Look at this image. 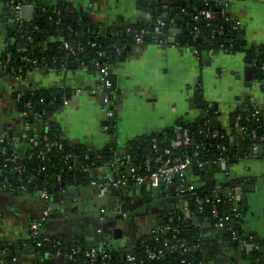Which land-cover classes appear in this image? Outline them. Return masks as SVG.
Here are the masks:
<instances>
[{
    "label": "crops",
    "instance_id": "0c3cea01",
    "mask_svg": "<svg viewBox=\"0 0 264 264\" xmlns=\"http://www.w3.org/2000/svg\"><path fill=\"white\" fill-rule=\"evenodd\" d=\"M143 1L27 0L23 5L32 6L34 10L26 11L25 17H22L31 20L40 9L61 4L69 13L84 14L91 22L116 28L122 23H132L141 18L149 19L158 0H146L151 3L150 6L147 5V11L142 8ZM229 13L240 18L244 38L249 44H264V23H260V17L264 15V0H232ZM11 23L12 7L5 0H0V56L6 48L7 27ZM181 26L180 20L174 21L173 28L167 35L169 44H158L156 41L142 44L134 42L129 45L128 54L123 60L112 63L111 72L116 78V97L119 101L113 125H101L107 117L103 110L105 102L101 104L99 98L102 91L96 90L97 70L82 69L76 61H70L57 70L37 67L19 78L4 75L0 69V134L23 131L25 126L15 106V94L39 88H49L55 94L76 88L85 90L84 94L72 98L69 104L60 106L50 119L60 127L62 135L70 143H83L91 151L103 148L112 140L117 141L118 148L124 146L127 140L136 137L143 143L142 136L167 128L178 118L193 120L202 116L203 102L217 105L220 124L229 133L231 126H234L231 117L239 109L241 99L248 97L252 103L260 102L259 82L252 79L249 85L246 84L245 63H232V58L227 54L216 55L209 60L206 53L208 62L201 66L196 61L197 58H193L192 49L172 44L177 36L172 30H179ZM240 69L242 74L239 73ZM208 70L212 74L217 70L220 75L222 72L230 73L236 80V88L231 86V93L226 100L206 92L201 73L207 74ZM214 80L218 82V79ZM90 90L96 92L90 93ZM59 112L60 116L55 117ZM33 127L40 129L41 125L35 123ZM233 134L234 132L230 135L232 138ZM248 148L245 149L246 155L229 163L227 176L220 172H211L194 176L192 181L201 187L213 183L219 187L224 185V191L230 190L227 183L229 179L239 184L237 195L240 199H237V206L242 210L241 230L244 235L258 240L254 245L250 244L252 250H258L259 257H252L245 252L244 246L230 248L215 242H205L202 249L204 264H264V158L257 156L253 149L249 152ZM106 171L108 173L109 170ZM106 171L104 170L105 174ZM162 189L140 191L139 187L126 186L117 189V194L113 193V189L108 194L99 196L97 186L75 181L46 204L49 213L40 226L39 235H61L65 245H69L75 236H81L92 245L105 243L115 249H125L133 244L136 237L155 228L164 216L178 209V199L170 189L168 191L173 198L168 199L167 204L152 202V193ZM132 191H136L138 195ZM145 192L150 194L146 200L143 199ZM125 195H128L127 198L133 196L128 200L132 206L143 202L153 207L152 211L139 204L138 215L115 214L120 212V202ZM97 199L99 202H96ZM44 206L45 203L30 192L17 196L0 192V240L8 247H16L19 238L27 235L29 222L39 218ZM92 206H97V209ZM147 214H150L148 218ZM119 217L130 218L132 228L133 224L137 227L136 233L131 232L124 238L122 227L118 224ZM118 228L120 232H115ZM49 257L47 264H66L62 254ZM36 260L38 256L34 250L25 246L21 249L17 264H35Z\"/></svg>",
    "mask_w": 264,
    "mask_h": 264
},
{
    "label": "trees",
    "instance_id": "16d2710c",
    "mask_svg": "<svg viewBox=\"0 0 264 264\" xmlns=\"http://www.w3.org/2000/svg\"><path fill=\"white\" fill-rule=\"evenodd\" d=\"M5 1L8 3L10 0ZM17 1L21 4L27 2V0H14V2ZM52 6H55V12L49 10ZM52 6L42 11L40 9L31 20H24L22 24L12 21L11 25L7 27L6 48L0 56L3 65H5L2 68L4 75L17 77L18 74H24L28 69L37 67L57 70L63 61L68 63L75 61L74 57L82 61L87 69L97 70L95 63L98 62L100 65H107L108 71L112 73V63L116 60H123L128 54L129 45L134 43V30L147 28L150 31L145 36L143 43L161 40L163 41L162 44H169L167 35L173 28L175 20H180L182 32L175 37L172 44L196 50L200 65L201 52L207 51L209 48L214 49L215 52L222 51L226 54L242 52L244 63L249 64L254 63V60L264 53V44H249L244 38L243 30H236L232 27L229 13L222 12V6L217 0H168L165 4L158 0L153 6V14L149 19L141 18L132 23H122L116 28L91 22L84 14L69 13L61 4ZM206 8L213 13V17L210 19L198 14L200 10ZM194 15H197L196 20L192 18ZM157 18L164 22L163 33L159 35L152 32L153 23ZM126 28L130 30L126 31ZM194 30L198 31L196 36L192 35ZM29 36L31 37L30 40L27 39ZM61 39L70 43L75 54H71L69 50L62 47ZM116 48L121 50L120 54H117ZM7 54H9L8 57ZM22 57L30 60L22 59ZM32 60H36V63H33ZM207 62L206 59L205 64ZM257 65L258 62H256ZM256 66L254 64V69H257ZM263 78L264 76L260 73L257 81L260 90L264 92ZM109 89L115 92V94L108 95L112 101L111 106L114 104L118 107L116 84H112ZM20 94V97L15 101V106L18 112L26 110L27 114L24 116V121L29 124L34 121L35 114H39L45 119L46 114L56 111L62 104V100H56L55 93L49 88H39ZM25 102H29L28 107L24 106ZM202 108L204 116H198L193 120L178 118L173 125L142 136V144L140 138L137 137L127 140L124 147L131 153L135 164L142 163L146 156L168 157L163 151L170 147L175 138L174 125L187 129L190 143L172 149L171 156H181L185 151L191 155L192 160L205 161L221 155L227 159L228 163H232L241 158L242 155H246L245 149L253 144L261 143L264 145V98L262 107L257 113H254L255 105L250 102L248 97L242 102V110L236 109L234 111L235 115L240 114L242 116L238 124L242 125L245 130L243 140L239 144L230 142L232 138L230 135L233 133L234 126H231L229 133L226 131L225 127L220 124L218 110L214 107V103L203 102ZM253 130L256 133V138L251 137ZM213 131H217L223 137L212 138L210 135ZM42 133L46 136L44 140L36 138L33 131L25 126L23 131L18 134L25 145L22 147L17 161L9 162L7 168L2 171V175L6 177L12 187H16L17 184H24L27 191L32 193L35 189L32 182L36 177L39 184L47 181V190L52 197H56L75 181H79L81 184H89L91 180L98 183L104 182L106 178L104 170L106 171L113 161L114 154L118 149L117 141L112 140L103 148L91 151L83 143H70L67 137L62 135L60 127L51 121L45 124ZM13 134L15 133H5L4 142H0V162L5 157L1 154V148L7 144ZM260 137H262L261 140ZM152 138L156 139V150L151 147ZM46 141L50 145V150L45 153V159L42 160L37 151L45 148ZM56 141L62 144V149H57L53 145ZM218 145H223L225 150L218 149ZM11 150L12 148L9 151ZM194 152L198 153L197 156H193ZM66 154L72 156L66 158ZM257 156L264 158V154ZM75 163L86 166L87 170H80L76 174ZM17 164L24 168L23 172L17 173L14 170ZM41 164L45 165V170L38 172ZM213 170L214 168L208 165L197 167V164L193 163L191 166V172L194 175L209 174ZM57 176L60 177L59 180L56 179ZM234 181L229 179L227 183L230 184ZM221 188L223 192L221 196L227 200L229 198L228 191H224V185ZM207 189V185H203L201 189L196 190V193L202 195L206 193ZM233 201L235 203V199L232 197L230 202L227 201L226 207L219 203L221 214L227 217L224 227L220 229H214V222L218 219L211 218V205L204 203L203 211L198 215V218L200 220L205 217L208 218L211 227L206 230L202 229L201 225L196 226L192 219H181L182 214L179 209H176L172 212L174 218L168 230L159 231V228L164 224L163 222L160 227L152 228L147 233L136 237L130 248L119 250L105 243L94 245L96 248L105 250L108 254L107 258L96 255L94 260L90 261L83 257L82 251L93 245L90 243L87 245V241L81 236H75L69 245H65L61 235L40 238L27 233L24 238H19L16 247H8L0 240V248L6 250L3 255V262L4 264H14L11 262V257H19L21 249L26 246L32 248L38 256L35 264H47L49 256L68 254L71 248L78 249V251L70 254L69 264H127V253H131L135 257L137 264H204L200 245L205 242H215L220 246L235 248L238 246V242L231 239L233 233L238 238H242L245 243H253L254 245L258 242L254 237L242 233V210L238 208L236 203V210H231ZM136 229V225L133 224V230L136 231ZM165 242L169 245L182 242L185 244L186 250L184 252H181L180 249L171 250L167 245H164ZM147 247L150 249L162 247L163 254L157 259H150L147 256ZM249 254L252 257H259L257 249L251 250Z\"/></svg>",
    "mask_w": 264,
    "mask_h": 264
},
{
    "label": "built area",
    "instance_id": "2783aa9c",
    "mask_svg": "<svg viewBox=\"0 0 264 264\" xmlns=\"http://www.w3.org/2000/svg\"><path fill=\"white\" fill-rule=\"evenodd\" d=\"M218 3L222 6V12H227L229 13V7L231 4L232 0H217ZM8 4L12 7V21L17 22L18 24H22L25 19L21 16V8L23 4L20 2H14V0H10ZM44 10V8L41 9V11ZM51 12H55V6H52ZM199 15L204 16L207 19H210L213 17V13L210 9H202L198 13ZM229 17L232 20V27L236 30H242V22L239 17L233 16L232 14L229 13ZM194 20L197 19V15L192 16ZM164 26V22L160 19L157 18L155 22L153 23L152 26V32L155 34H161L163 33L162 28ZM129 28H126V31H129ZM149 30L147 28H140L138 30H134V42L138 44H142L145 36L149 34ZM197 30L192 31V35L196 36ZM220 32V30H219ZM27 39H31V37H27ZM61 45L64 49H67L71 52V54H75V51L71 48V45L69 42L61 39ZM158 44H162L163 41L158 40ZM177 45V44H175ZM117 54L121 53V50L119 48H116ZM207 54L208 56L212 53H216L214 49L209 48L207 49ZM219 52V51H218ZM222 52V51H221ZM193 53L195 57L198 60V54L196 50H193ZM9 54H7V57ZM22 59L25 60H30L29 58L22 57ZM74 60L78 63V65L82 69H86V66L82 61H79L78 58L74 57ZM33 63H36V60H32ZM256 62H258V65L256 66ZM67 61H63L61 63V67L63 68L66 65ZM254 64L257 69H254ZM251 68L255 70L258 73H261L264 76V53L259 56L258 59L254 60V63H251ZM5 65H3V62L0 59V69ZM95 67L98 71V87L97 91H102L104 93L103 101L105 102V107H103V110L105 112V116L107 118H113L115 115V110H117V107L112 104V101L109 99L108 95L115 94L113 90H110L109 87L112 85L110 84L108 78L111 75V73L108 71L107 65H100L98 62L95 63ZM33 69H28L24 74H18L17 77H24L26 74H29L30 71ZM21 72V71H20ZM264 79V78H263ZM109 89V92H108ZM96 90H90V93H95ZM85 90L83 88H76L75 90H69L62 92V95H59V99L62 100V105L64 104H69L71 99L74 96H79L81 95ZM21 92H18L15 94V101L20 97ZM261 98L260 102L253 105H255V111L254 113L259 112V110L262 107L263 104V98H264V92L260 90ZM24 106L28 107L29 102H25ZM60 108V107H59ZM58 110V109H57ZM56 110V111H57ZM264 110V108H263ZM53 111L49 114H46L45 119L41 117L39 114L34 115V121L29 124L24 121V116L27 114L26 110H20L19 115L21 116L24 126L29 127L33 131V135L38 138L44 140L46 136L43 135L42 130L47 124L48 121L53 122L50 119V116L53 115ZM204 116V114L202 115ZM242 116L240 114L234 115V128H233V138H231V143L232 144H239L243 140V137L245 135V130L244 127L238 122ZM35 123H38L41 125L40 129H37L33 127ZM174 131L176 132L175 138L172 140L171 145L169 148H166L163 153L167 155L168 157L162 158L160 155L156 156H146L144 158V161L138 165L135 164L133 161L132 155L128 150L122 146L121 148H118L114 154L113 161L110 163V166L107 168L109 171L106 173V178L104 182L98 183L95 180H91L89 184L95 185L98 187V194L99 196H104L111 192L113 189H119L122 187L126 186H135V187H143L144 189H159V188H168L174 192L178 199V209L181 212L182 216L180 217L183 220L187 219H192V217L195 215V211H197V216L203 211V204L204 203H209L211 205V218H217L218 220L214 222V229H220L223 228L225 225L226 221V216L222 215L220 212V204L223 207L227 206V201H231L232 197L235 199V203L237 205V194L239 191V184L236 182H232L229 184L230 190L228 191V196L229 198L223 199L221 194L222 188L217 186L216 183H213L212 185L207 186V190L205 191L206 193L202 195H198L196 193V190L201 189V186L196 185L192 180L194 176H199V175H194L191 172V166L193 163L197 164V167H203L205 165H208L209 167H213L214 170L210 171L211 172H220L225 174V176L228 175V165L229 163L227 162V159L224 158L223 156L219 155L216 158H213L211 160H205V161H200V160H192L191 155H188L185 153V151L182 153L181 156H176L172 154V149H176L178 146L190 143V138L189 134L186 128L179 126V125H174ZM19 133H15L12 136H10L9 141L7 144H4L1 148V154L4 155V159L1 160L0 162V192H6L10 195L17 196L20 195L21 193L28 192L27 188L25 187L24 184L16 185V187H12L8 181L6 180V177L2 175V171L7 168L9 162H16L18 157L20 156L19 153L22 149V147L25 145L23 142V139L21 138ZM4 135L5 133L0 134V142H4ZM212 138H222L223 135L219 134L217 131H213L210 135ZM251 137L256 138V133L253 130L251 132ZM260 140L262 137L259 138ZM32 140V139H31ZM53 145L57 149H62V144L60 142H54ZM45 148L44 149H39L38 156L42 160L45 159V153L50 150V145L46 141L44 144ZM151 147L153 150H156V139L152 138L151 142ZM253 149V152L256 154V150L259 147H262L264 149V145L261 143L258 144H253L250 146ZM10 148H12L11 151ZM14 148V149H13ZM218 149L224 151L225 147L223 145H218ZM197 152H194L193 156H197ZM72 155L71 154H66V158H70ZM171 156V157H170ZM74 169L75 173L78 174L80 170L85 171L87 170L86 166L83 165H76L74 164ZM14 170L17 173L23 172L24 168L20 165L17 164L14 168ZM45 170V165L41 164L38 168V172L44 171ZM107 172V171H106ZM33 179V178H32ZM57 180L60 179L59 176L56 177ZM33 185H34V192H30L31 194L36 195L39 197L44 203L45 206L41 210L39 218L32 220L29 222L28 225V233L31 236L34 237H40V238H47V237H41L39 235V229L41 224L45 221L46 217L48 216L49 209L46 204L50 203L51 199L53 198L49 191L47 190V181H44L43 184L37 183V178L34 177L33 179ZM231 195V196H230ZM192 198V199H191ZM191 199V201H190ZM220 203V204H219ZM233 201L231 210H236V206ZM101 212H103V209H101ZM173 214L169 213L166 216L163 217L162 224L163 226L160 227L161 225L158 224L155 228L160 227L159 231H166L170 228V223L173 221ZM179 218V217H178ZM179 220V219H178ZM201 223V222H200ZM229 228V227H228ZM232 240H236L238 242L239 248L241 246H244L245 241L242 238H238L237 235L234 233L231 236ZM204 244V243H203ZM203 244L200 245L201 250L203 249ZM164 245H167L171 250H176L180 249L181 252H184L186 250L185 244L184 243H174V244H167L166 242ZM130 248V247H127ZM78 249L71 248L70 252L68 254H62L66 260V264H69L68 259L71 257V253H76ZM147 256L150 259H157L163 254V249L158 248V249H150L149 247L146 248ZM6 253V250L0 248V264H4L3 262V255ZM96 255H100L101 258H107L108 254L105 252V250L101 248H96L94 245L90 246L88 249L82 251V256L89 259L90 261L94 260ZM19 261V257L13 256L11 257V262L14 264H17ZM126 262L127 264H137L135 257L131 253L126 254ZM183 262V261H182Z\"/></svg>",
    "mask_w": 264,
    "mask_h": 264
},
{
    "label": "rangeland",
    "instance_id": "374dc122",
    "mask_svg": "<svg viewBox=\"0 0 264 264\" xmlns=\"http://www.w3.org/2000/svg\"><path fill=\"white\" fill-rule=\"evenodd\" d=\"M260 19H261L260 23H264V15H261ZM206 53H207L206 51L201 52V66H204L205 60L208 59V56ZM191 54H192L193 58L195 59L196 57H194V54L193 53H191ZM220 54L224 55L226 53H223L221 51H219V53H217V52L212 53L209 55V60L212 59V57H214L216 55L219 56ZM227 55H229L230 58H232L231 59L232 63L238 62L240 65L244 64V60H243L244 54L242 52H236V53L227 54ZM196 61H198V60H196ZM217 71L213 72V74L211 73L210 70L207 71V74H204L202 72L201 73V75H202L201 79L203 80V78H204V80H203L204 81V88L206 89V92L208 93V95L215 96V97H221L224 100H226L229 97V94L231 93L232 87L235 86L234 88H236L237 82L232 77V75L230 73L227 74L225 72H222L220 75V74H217ZM239 73L240 74L243 73L242 69H240ZM215 78L218 79V82H217V80H214ZM84 92H83V94H84ZM211 96H209V97L211 98ZM258 97L260 99V95H258ZM57 116H60V112L55 115V117H57ZM60 124L62 125V121H60ZM132 192L135 193L136 191H132ZM136 194L138 195L137 192H136ZM127 196L128 195H125V198L123 197V200L120 202V212H115V214H118L119 216H122L123 213L128 215V216L138 215L139 210L137 209V207H138L137 205H139V204H143L144 206H147L146 207L147 210L149 209L150 211H152L153 207L148 206L147 204H145L143 202L138 203L136 201L137 203L134 206H132L131 205L132 203H129L128 200H130V197H133V196H130L129 198H127ZM152 196L154 198L152 201L153 203H156V204L159 203L162 205L167 204V200L173 198V196H171V194H169L168 188L156 191V192L152 193ZM139 197L141 198V196H139ZM96 202H99V200L97 199ZM92 207L97 209V206H92ZM148 215H150V214H147V218H148ZM127 217L126 218L125 217H119V221H118L119 226L122 227V230L124 233L123 234L124 238H126L127 235H129L131 232L134 233V230L132 228V224L130 223V218H127ZM142 224L145 225L147 223H142ZM142 224H140V225H142ZM140 229H143V228L140 227ZM135 233H136V231H135Z\"/></svg>",
    "mask_w": 264,
    "mask_h": 264
},
{
    "label": "water",
    "instance_id": "95a60500",
    "mask_svg": "<svg viewBox=\"0 0 264 264\" xmlns=\"http://www.w3.org/2000/svg\"><path fill=\"white\" fill-rule=\"evenodd\" d=\"M160 2L163 3V4H165V3L168 2V0H160ZM147 5L150 6L151 3H148L146 0H144L143 1L142 8L145 11H147V9H148ZM30 9L32 11L34 10L32 6L23 5L22 8H21V16L25 17L26 11H28ZM172 31L174 33H176L177 35H180V33L182 32L180 29L179 30L176 29V30H172ZM259 75H260V73L254 71L253 68H251V65L249 63H245L244 64V76H245V79L247 80L246 84L249 85L250 81L252 79H257L259 77ZM108 80H109L110 84H115V82H116L115 75L113 73H111V75L109 76ZM103 97H104V93L101 92L100 93V96H99L100 103L101 104H103ZM73 98L75 99V98H77V96H74ZM55 99L56 100L59 99V95L58 94H55ZM201 106H203V104H201ZM214 107L217 108V105L214 104ZM239 110H242V105L241 104L239 105ZM231 122H232V124L234 123V116L231 117ZM108 124H112V125L115 124V117H113L111 119L106 118V119H104L101 122V125H104V126H106ZM54 125L57 126V124H54ZM141 143H142V140H141ZM247 150L249 152H252V148L251 147H249ZM256 153L258 155H263L264 154V149L262 147H259V148H257ZM139 190L142 191L143 190V187H139ZM226 190L227 189H225V191ZM113 193L114 194H117L118 193V190L117 189H114L113 190ZM149 196H150L149 193H146V192L143 193V199L144 200H146V197H149ZM236 197H237V199L238 198L240 199V196L239 195H237ZM238 208H240V206H238ZM196 214H197V211H195V215L192 217V220L196 224V226L201 225V228L204 229V230H206V229H208V228L211 227V223H210V221L208 220L207 217H205L203 220H200ZM161 222H162V220H160V223ZM115 232H120V229L119 228L118 229H115ZM87 245H89V243ZM244 248H245V252L249 253L252 250V244L247 243V244L244 245Z\"/></svg>",
    "mask_w": 264,
    "mask_h": 264
},
{
    "label": "flooded vegetation",
    "instance_id": "af4514ba",
    "mask_svg": "<svg viewBox=\"0 0 264 264\" xmlns=\"http://www.w3.org/2000/svg\"><path fill=\"white\" fill-rule=\"evenodd\" d=\"M257 80V79H256ZM246 97H243L242 99H241V101L243 102V100L245 99ZM241 105H242V103H241Z\"/></svg>",
    "mask_w": 264,
    "mask_h": 264
}]
</instances>
